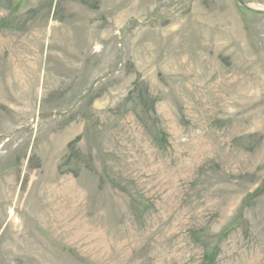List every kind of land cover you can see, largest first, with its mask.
<instances>
[{
	"label": "rangeland",
	"instance_id": "374dc122",
	"mask_svg": "<svg viewBox=\"0 0 264 264\" xmlns=\"http://www.w3.org/2000/svg\"><path fill=\"white\" fill-rule=\"evenodd\" d=\"M0 264H264V0H0Z\"/></svg>",
	"mask_w": 264,
	"mask_h": 264
}]
</instances>
